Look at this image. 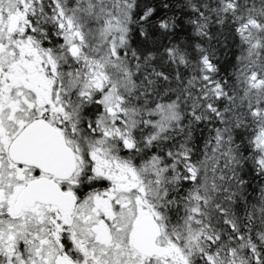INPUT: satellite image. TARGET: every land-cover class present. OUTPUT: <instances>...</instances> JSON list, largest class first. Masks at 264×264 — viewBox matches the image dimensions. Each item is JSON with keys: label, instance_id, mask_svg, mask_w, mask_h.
Instances as JSON below:
<instances>
[{"label": "snow or ice", "instance_id": "6c2138e0", "mask_svg": "<svg viewBox=\"0 0 264 264\" xmlns=\"http://www.w3.org/2000/svg\"><path fill=\"white\" fill-rule=\"evenodd\" d=\"M0 264H264V0H0Z\"/></svg>", "mask_w": 264, "mask_h": 264}]
</instances>
